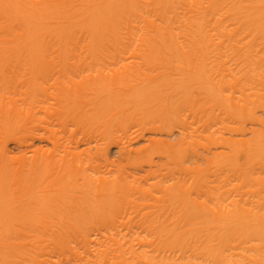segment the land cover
<instances>
[{
	"label": "bare ground",
	"instance_id": "1",
	"mask_svg": "<svg viewBox=\"0 0 264 264\" xmlns=\"http://www.w3.org/2000/svg\"><path fill=\"white\" fill-rule=\"evenodd\" d=\"M0 264H264V0H0Z\"/></svg>",
	"mask_w": 264,
	"mask_h": 264
}]
</instances>
